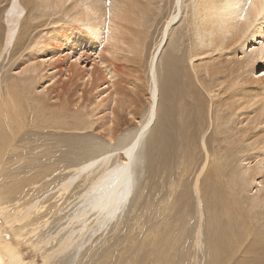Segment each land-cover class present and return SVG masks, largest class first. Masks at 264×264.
Returning <instances> with one entry per match:
<instances>
[{"label":"bare ground","instance_id":"6f19581e","mask_svg":"<svg viewBox=\"0 0 264 264\" xmlns=\"http://www.w3.org/2000/svg\"><path fill=\"white\" fill-rule=\"evenodd\" d=\"M162 1L8 0L1 13L0 61L7 54L14 55L21 40L30 38L34 29L30 21L42 18L45 12L53 15L56 11H62L80 35L91 42L99 40L102 47L108 48V56L114 58L121 53L126 61L130 57L137 59L144 50L150 28L157 23L158 4ZM169 5L160 39L149 55L147 104L138 126L118 143L116 139L117 145L112 150L93 151L95 154L91 156L67 162L71 164L64 160L65 165L58 171L63 179L53 187L51 182L42 184L47 176L35 175L37 181L32 184L28 181L30 185L25 184L28 189H18L15 199H10L12 205H8V199L15 193L0 187L3 224L16 238V244L28 241L35 252L41 253L44 264H51L63 255H78L88 245L91 249L98 236L118 226L138 189L142 171L140 148L158 111L162 114L161 130L171 131L169 138L173 141L165 148L174 146L176 160L174 175L168 173L166 191L160 201L158 198L155 209L158 224L149 226L144 233L146 245H141L148 248L146 257L141 262L110 257L115 260L109 262L106 255L99 264H146L150 257L153 260L149 264H188V250L185 251L181 241L189 224L193 244L205 246L203 254L208 264H230L237 255L241 256L235 264H264L260 261L264 259V74L253 80L257 68L264 67V16L258 17L257 9H248L247 16L241 20L247 0H169ZM27 9L38 10L40 15L32 18ZM187 38L191 42L183 45ZM81 41L79 38L76 42ZM43 43L39 39L34 45L36 52L22 56L16 65L22 67L21 75L34 74L45 63L55 72L62 68L56 53L45 54L40 46ZM167 45L169 50L164 65L161 64L160 81L157 58ZM179 51L180 56L176 55ZM99 54L100 51L96 53L98 59ZM35 55L39 57L37 62ZM47 56L50 57L45 62ZM101 61L105 64L100 60L101 65ZM105 69L109 78L115 77L116 68L114 72L107 66ZM94 75L95 67L91 66L85 82L97 89L105 83L95 86ZM1 78L0 178L3 170L6 171L4 166L15 160L10 156L16 150L17 132L6 130L7 120L13 118L15 124L23 127L29 113L25 116L20 101L28 102L34 91L29 77L27 82L24 78L9 82ZM247 80L252 85L247 87ZM67 93L68 90L63 91L64 95ZM104 93L98 92L91 103L81 101L80 109L87 111L84 117L89 121L85 125L97 126L110 143L114 140V126L121 120L119 109L123 105L118 108L116 95L109 93L98 101L109 102L105 116L98 117L101 111L96 99ZM36 98L32 104L42 106ZM35 109L29 110L35 114ZM40 114L44 112L41 110ZM55 114L50 115L51 120H55L52 119ZM82 120L78 116L73 129L82 128ZM104 125L107 127L103 128ZM152 134L146 137L150 143L154 141ZM250 192L254 193L250 195ZM48 202L50 205L45 206ZM49 214L57 220L53 230L47 218ZM3 245L7 260L5 263L0 255V264H24L16 247L8 242ZM124 249H121L123 254Z\"/></svg>","mask_w":264,"mask_h":264},{"label":"rangeland","instance_id":"374dc122","mask_svg":"<svg viewBox=\"0 0 264 264\" xmlns=\"http://www.w3.org/2000/svg\"><path fill=\"white\" fill-rule=\"evenodd\" d=\"M7 2L8 0H0V30L3 28V24L1 23V13H3V8L6 6ZM158 5H160V10L157 14V23L155 22L156 24H153V26L150 28L147 38L145 39L144 50L139 56L140 59L139 57L137 58L138 61L136 58L132 57L126 61L123 59L124 56L121 53H117L114 58L108 56V48L105 46L102 47L103 45L101 42H99V40L91 42L90 39L80 35L78 30L76 31V28L72 27V25L68 22L67 16L63 15L62 11H56L53 15H51V13L45 12L42 18L30 21V24L34 26L30 38L28 40L26 38L21 40L19 46L17 47L18 51L14 55H5L0 61L1 79L9 82L11 80H19L24 78L27 79V82L29 77V81L31 84H33L34 89L32 97L28 102L20 101L22 112H25V116L27 113H29L25 118L26 120L29 118V121L25 120L23 127L20 128L18 124H15L13 118L7 120L6 130L17 132V136L14 140L16 150L14 151V155L10 156V159L14 158L16 161L13 160L14 162H9L10 165L8 163L6 166H4L6 171L3 170V176L0 178V187L2 186L1 188H7L6 190L13 192L12 194L15 193L14 195L9 196L8 205H12V201L15 199L14 196L16 197V193L19 191L18 189H28L27 186H29L30 183L32 184V182L37 181L35 175L38 177L40 174L42 177L47 176L44 179L46 182L42 184L51 182L53 184L50 186L53 187L55 184L59 183L61 179H63L62 176H59L58 171L65 165V162L66 164H71L67 162L74 163L76 160L83 159L85 156H91L102 149L109 148L107 150H112L113 147H116L118 140L121 141L122 137L126 136L129 131L134 130L138 126L147 104L149 55L152 53V50L160 39V31L170 10L169 0H163ZM27 10L28 15L30 12V16L32 18H37L40 15L38 10ZM78 37L82 38V41L79 43L76 42L77 39H79ZM41 38L44 43L40 46L45 51V54H52L53 52L56 53V57H59L60 61L62 62V68L58 72H55L49 63H45V65L36 70L34 74L21 75L20 71L22 67L16 68V65L24 54L36 52L34 45ZM185 41L186 43H184ZM188 42H191L188 38L187 40L184 39L182 41V43H184L183 45L188 44ZM29 43L30 45H28ZM168 46L169 45H167L164 49L162 48L163 50L158 54L157 58V74L160 81L162 79L161 76H163L162 67L164 65V58L166 57L169 50ZM181 49H183V46H181ZM98 51H100V59H98V56L96 55ZM72 53L77 54L72 55ZM176 55L180 56L181 51H179ZM37 56L38 55L34 56L36 62L39 60V57ZM49 57L50 56L45 57L44 61H48ZM76 59L77 62H75ZM100 60H103L105 64H103L101 61L103 64L101 65ZM161 64L163 65L161 66ZM260 65H263V63ZM91 66L95 67V86L97 84L99 85L105 83L103 86L97 89H92V86L85 82V75L89 72ZM105 66H107L109 70L113 72L116 68V78H112L114 80L109 78V75H107ZM102 69H105L104 72ZM67 71H69V74ZM263 74L264 67L257 68L254 73L253 80L262 77ZM83 76L85 77L81 79ZM120 76L122 78H120ZM252 83V81L247 80L246 86L248 87L250 84L252 85ZM64 90H68L67 95L63 94ZM101 91L105 93L100 95L96 99V102H98L100 99H105V96L109 93H113L116 95V106L118 108L119 106H124V108L122 106V108L119 109L121 120H118V122L115 124L116 126H114L115 130L112 131L114 134V140L110 141V143L105 139V133L102 130L97 129V126L88 128L87 125H85L89 121L85 119L86 116L84 117V114L87 111L85 110L83 112V110L80 109L81 103L83 104L81 101L91 103L93 100L92 98ZM81 93H83L84 96H82ZM69 95L71 97H69ZM34 98L40 101L42 106L35 107V105L32 104V99ZM65 104L68 108H66ZM73 105L75 108H73ZM99 106L101 113L97 116L103 118L105 116L104 113H106L105 109L109 106V102L106 101L105 103H100ZM30 107L36 108V112L34 110L35 114L30 112ZM38 110H40V113L41 110L44 112V115L42 114L44 117H42ZM160 112L161 111H158L155 122L150 128L151 130L146 134L147 137L149 134H152L154 130L158 131L156 135L152 134L154 141L151 142L153 149L150 151V165L146 172H144V170L141 171L138 177V189L135 191L133 196L134 199H132L130 205H128V209H126L123 212V215H121L120 220L118 221V226H113V228L110 227L106 233L98 236V238H96L92 243L91 249L88 245V247L86 246L78 255H63L56 258V260L51 264H99L100 261L106 257V255H109V262L115 260L111 259L110 257L118 258L120 256L122 261L131 259L139 260V262H141V259L146 257V249L148 250V248H143V245H141L142 243L146 245V242L143 241L145 236L144 233H146V230L149 228V226L158 224L159 219H156L157 221L155 220V209L158 207L160 198L166 191L168 175H174V166L176 160L174 155L176 154L174 151V146L172 149L165 148L166 145L168 147L169 144H171V139L169 138L171 131H169V133L168 131L162 132V114ZM54 113H56L57 116L55 114V117L53 116L52 118L55 120H51V117ZM78 116H81L83 119L81 124L82 128L78 127L77 129H73L74 123L76 122V118ZM93 119H95V117H93ZM59 126L62 128H59ZM106 127L107 125L103 126V128ZM210 131L211 127L207 130V132H205V136H208ZM163 133H166V135H163ZM103 142L105 143V147L103 146ZM176 143L177 142L174 144ZM95 144H99L100 146H95ZM7 160L9 161V158H7ZM7 160L6 162H8ZM58 162H61L62 164L60 163L59 165ZM28 181L30 183H28ZM253 193L254 192H250L249 194L251 195ZM49 202L46 203L45 206H49L52 201L50 203ZM195 216L196 215L194 214V219L196 218ZM47 218H49L50 226L53 230L57 225V220L55 217L53 220L51 214L47 215ZM135 224L139 225L141 229L139 230L136 228L137 226ZM6 228L7 227L5 224H3V221L0 218V239L3 238L1 240L3 243L0 242V255L5 263L7 260V254L6 251H4L6 246L3 244L8 242L10 245H12V247H16V252L20 254L24 264H44L41 253L39 254L38 252H35L32 247L27 244L29 243L28 241H25V243L22 240L20 245L16 244V238L13 236L10 230ZM183 235L184 240L181 241V245H183L185 251L188 250L186 255L188 264H208L206 254H203L205 251V246H198V248L193 244L190 224L187 225ZM32 241H34V238H32ZM129 242L131 244H129ZM178 248L180 250V246ZM178 248L176 249V252L178 251L177 254L179 253ZM121 249H124V254L121 252ZM237 256L235 259L231 260L232 262H230V264H235L239 260L241 255ZM119 260L120 259L117 261L118 263L120 262ZM152 260V257H150L146 261V264L152 263ZM260 261L264 262V259H260Z\"/></svg>","mask_w":264,"mask_h":264},{"label":"water","instance_id":"95a60500","mask_svg":"<svg viewBox=\"0 0 264 264\" xmlns=\"http://www.w3.org/2000/svg\"><path fill=\"white\" fill-rule=\"evenodd\" d=\"M156 135L158 131H153ZM153 149L152 144L149 142V140L145 137V140L143 142V145L140 148V169L144 170V172L147 171L149 165H150V151ZM146 151L149 152V154L146 155ZM145 154V156H144ZM143 162V163H141Z\"/></svg>","mask_w":264,"mask_h":264},{"label":"snow or ice","instance_id":"6c2138e0","mask_svg":"<svg viewBox=\"0 0 264 264\" xmlns=\"http://www.w3.org/2000/svg\"><path fill=\"white\" fill-rule=\"evenodd\" d=\"M248 9H257V16H264V0H247V5L242 9L244 14L240 16L241 20L247 16Z\"/></svg>","mask_w":264,"mask_h":264}]
</instances>
